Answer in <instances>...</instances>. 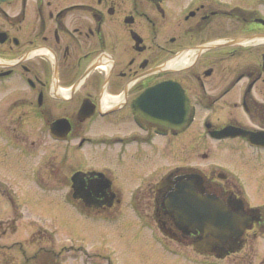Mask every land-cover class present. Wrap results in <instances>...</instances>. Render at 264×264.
<instances>
[{
  "label": "flooded vegetation",
  "instance_id": "1",
  "mask_svg": "<svg viewBox=\"0 0 264 264\" xmlns=\"http://www.w3.org/2000/svg\"><path fill=\"white\" fill-rule=\"evenodd\" d=\"M166 82L182 90L179 123L159 116L175 99L171 85L159 88ZM0 131L26 153L48 150L40 148L48 138L63 163L71 153L77 165L66 169L60 161L48 168L45 156L38 188L46 194L48 169L80 213L134 237L145 224L151 241L135 252L155 250L156 240L175 252L167 237L225 258L252 233L264 234V203L250 202L236 169L200 167L188 156L196 141L208 156L211 140L247 152L254 167L264 162V0L0 1ZM90 145L110 152L105 165L78 162L76 151ZM76 171L87 197L75 195ZM185 176L195 178L200 203L241 210L238 244L231 233L206 245L198 225L176 221L166 203ZM95 252L79 264L133 260Z\"/></svg>",
  "mask_w": 264,
  "mask_h": 264
},
{
  "label": "rangeland",
  "instance_id": "2",
  "mask_svg": "<svg viewBox=\"0 0 264 264\" xmlns=\"http://www.w3.org/2000/svg\"><path fill=\"white\" fill-rule=\"evenodd\" d=\"M2 134L0 131V264H79L78 256L81 257L85 251L92 256L97 254L95 251L110 252L111 255L114 252L113 259L121 262L124 256L129 260L133 258L124 264H234L238 257V264H261L264 258V234L257 231L246 238L242 248L225 258L207 256L209 253L198 252L183 242L167 241V237H164L165 243L173 245L175 252L157 247V240L155 250L135 252L137 246H145L151 241L150 230L145 224H142L140 234L135 238L124 233L118 223L108 224L96 216L88 217L80 213L64 197L67 186L48 169L44 170L47 178L43 185L46 194L38 188L39 182L45 180L42 174L45 156L48 168L57 161L65 168L71 164L77 165L71 153L66 157L67 162L63 163V151L56 154L53 148L57 144L50 138L43 141L40 147L45 146L48 150L26 153L12 141L11 145L7 143ZM191 144L188 160L192 164L236 169L248 180L246 191L250 202L264 203V162L254 167L247 152L229 151L231 147H220V144L211 140L207 141L211 149L207 151L208 156L204 157L200 154L203 147L197 141ZM219 147L225 151L218 152ZM109 155L110 152L104 146L98 145L87 146L75 153L79 163L92 167L105 165ZM180 162L182 157L177 155L175 163ZM245 169L250 172H245ZM10 191L12 195L15 194L13 202L18 203L10 202L7 197ZM10 213L11 217L8 215ZM247 256L251 260L246 261ZM103 263L104 260L101 261Z\"/></svg>",
  "mask_w": 264,
  "mask_h": 264
},
{
  "label": "water",
  "instance_id": "3",
  "mask_svg": "<svg viewBox=\"0 0 264 264\" xmlns=\"http://www.w3.org/2000/svg\"><path fill=\"white\" fill-rule=\"evenodd\" d=\"M1 1V0H0ZM171 85L170 92L174 96L173 102H166L169 106L160 107V117H173L175 123H179V117H181L182 105L180 102L184 100L181 89L178 85L170 83H161L159 88L162 89V92L168 89L166 86ZM175 85V86H174ZM158 87V86H157ZM197 179V178H196ZM73 187L75 188L76 196L87 197L88 191L84 188V178L83 174L80 171H76L72 174ZM195 178L191 176H185L184 179L178 180L174 191L171 193L169 198H167L166 206L169 210H172L173 215L176 218V221L188 224L192 223L193 225H198L203 231V240L206 245L212 243L214 239L220 237L221 239H226L231 233L236 234L234 243L240 232V225L242 222L239 221L238 216L240 212H232L225 207L223 202L220 201L218 206L213 205L210 202L207 204L200 203L199 198L202 197L201 194L197 193L195 186L192 182ZM210 199V196H207ZM87 203H91L88 202ZM244 215V214H243ZM213 239V240H212ZM238 244V243H237ZM224 250L222 251V254Z\"/></svg>",
  "mask_w": 264,
  "mask_h": 264
}]
</instances>
